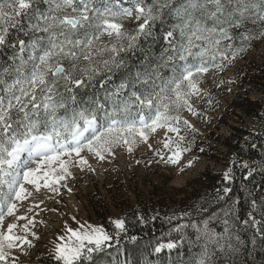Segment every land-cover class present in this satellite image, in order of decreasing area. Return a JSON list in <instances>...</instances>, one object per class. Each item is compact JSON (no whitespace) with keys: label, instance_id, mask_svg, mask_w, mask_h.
<instances>
[{"label":"snow or ice","instance_id":"obj_1","mask_svg":"<svg viewBox=\"0 0 264 264\" xmlns=\"http://www.w3.org/2000/svg\"><path fill=\"white\" fill-rule=\"evenodd\" d=\"M124 20H134L137 26L128 31ZM105 34L109 42L98 43ZM261 38L264 0H0V225L5 216L18 211V202L32 195L27 185L38 191L41 181L50 187L71 176L69 165L83 170L88 164L81 155L85 150L100 160L114 156L119 146L131 153L138 141L147 142L150 133L165 129L163 147L170 154L165 158L157 150V162L179 163L182 153L191 150L181 129L192 130L181 112L197 115L190 97L202 94L198 78L210 68L223 71L225 62L231 63L252 40ZM161 40L155 54L153 46ZM137 49L143 53L138 64H129L121 55ZM114 69L123 70L121 81L109 86L108 77L97 89V76ZM191 164L189 160L187 166ZM239 167L247 182L241 190L251 209L246 219L236 216L238 201L224 186L214 197L217 203L231 200L220 209L223 216L201 205L200 211L208 213L202 226L191 223L193 231L185 232L188 225H177L173 229L177 237L149 241L140 249L117 247L111 264H215L212 258L217 253L236 264L245 245L240 233L248 228L253 229L252 243L259 237L264 245V154ZM233 172L229 168L224 181L234 179ZM257 187L259 193L254 191ZM15 219H27L25 235L13 234L15 223L0 230L4 264L6 249L32 246L28 225L33 220ZM216 219L222 231L210 227ZM111 223L119 245L121 234L126 235V220ZM81 229H67L69 242L58 237L61 242L54 246L53 259L59 264H104L113 234L91 225ZM130 240L137 242V237ZM184 246L189 253L199 246V258H187Z\"/></svg>","mask_w":264,"mask_h":264},{"label":"rangeland","instance_id":"obj_2","mask_svg":"<svg viewBox=\"0 0 264 264\" xmlns=\"http://www.w3.org/2000/svg\"><path fill=\"white\" fill-rule=\"evenodd\" d=\"M123 24L131 29L137 26L134 20H124ZM110 39L105 34L98 43H107ZM225 63L227 66L223 71L210 68L198 78L202 94L190 97L197 115H192L187 110L181 112L182 118L192 125V130L186 127L181 129L180 134L185 137L184 144L190 145L191 150L182 153L179 163L157 162L160 160L155 155L157 150L165 158L170 154L163 147L167 138L166 130L157 129L155 133L149 134L147 142L138 141L131 153L126 147L119 146L114 149V156H106L104 160H100L85 150L81 155L87 159L88 164L83 166V170L80 166L69 165L71 176L59 184H51L50 187H44L41 181L38 191L34 185H27L32 195L18 202V211L14 216H5L0 230L7 231V224L15 223L18 227L13 229V234L23 237V226L27 224V219L16 220L15 216H26L33 220V224L28 225V239L32 246L21 245L19 248L6 249L9 253L7 264H38L41 256L53 258L54 246L61 242L58 237H64L63 242H69L70 233L67 229L82 231L81 225L103 227L98 218L100 214L106 222L112 224V220L122 219L126 206L144 199L151 190L179 197L183 196L182 192L188 183L204 170L220 172L224 176L230 165L223 163L222 159H208L197 154L194 146L202 143L217 145L232 128L244 127L248 123L242 114L230 115L226 119L227 106L237 95L259 97L260 93L250 90L242 77L248 68L264 63V38L252 40L246 51L231 63ZM222 118L225 121L222 122ZM168 135L173 139L176 137L175 133ZM189 160L192 161L191 166H187ZM33 232L36 234L35 238L31 235Z\"/></svg>","mask_w":264,"mask_h":264},{"label":"trees","instance_id":"obj_3","mask_svg":"<svg viewBox=\"0 0 264 264\" xmlns=\"http://www.w3.org/2000/svg\"><path fill=\"white\" fill-rule=\"evenodd\" d=\"M125 29L131 31L128 25H124ZM243 31V29L239 30ZM14 34V33H13ZM238 35L239 32L235 31ZM260 39H254L258 41ZM109 42V41H108ZM107 42V43H108ZM161 40L159 44L153 46V52L158 54ZM129 64H138L143 58V53L140 50H133L121 54ZM111 77V80H108ZM123 78V70H113L112 72L102 71L96 78L95 87L100 89V81L108 80L109 86L118 84ZM242 80L248 85L252 91L260 93L257 98H249V96L237 95L227 106L226 119L230 115L236 116L242 114L248 123L244 127H234L228 135L221 138L217 145L198 144L194 146L197 154L206 156L208 159L219 158L223 163H228L230 168H233L234 179L224 181L220 172L212 170H204L196 179H192L188 183L186 189L183 190V196L174 197V195L157 193L156 189L149 191L148 195L136 201V203L126 206L123 211L122 219L126 220V235L121 234L119 245L115 239L114 225L105 221L102 214L98 215L99 221L103 228L113 234V247L106 250L104 255V264H111L114 256H116V248L123 249H140L149 241H167L171 237H177V232L173 231L177 225H188L185 232H192L191 223H196L202 226V221L208 218V213L200 211V206L203 205L210 211L215 209L223 216L220 209L231 203V200L217 203L214 199L218 190H222L224 186H229L232 189L230 197L232 200L238 201L235 205L234 212L241 219H246L250 209L248 196L246 191H242V186L247 183L242 179L244 170L239 165L247 161L251 164L253 160L259 161L264 154V63L257 67L248 68L243 73ZM102 94V93H101ZM225 121L224 118L221 119ZM256 147L253 148L252 145ZM202 149V151H201ZM235 162V165L234 163ZM261 176L256 175V181H260ZM251 188V185H248ZM260 192L257 187L254 190ZM187 213V215H185ZM143 218L144 222L139 219ZM183 217L182 219H178ZM259 218V215H257ZM210 227H215L219 232L222 231V225L219 219L210 222ZM235 230V229H234ZM241 236L245 240L244 249L238 257L235 258L236 264H264V245L261 244L260 238L256 237V243H252L253 229L248 228L247 231H241ZM136 236L137 242H131L130 237ZM183 251L187 258H199L200 247H194L189 253L187 246H184ZM163 259L167 260V251L162 254ZM123 259V256H119ZM155 259V257H151ZM228 259L217 253L212 260L215 264H225ZM38 264H59L52 257L41 256ZM228 264H232V260L228 259Z\"/></svg>","mask_w":264,"mask_h":264}]
</instances>
